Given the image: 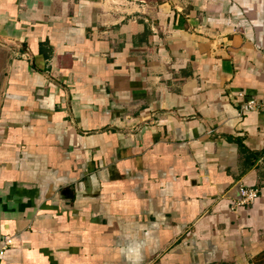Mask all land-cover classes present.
<instances>
[{
  "label": "crops",
  "instance_id": "1",
  "mask_svg": "<svg viewBox=\"0 0 264 264\" xmlns=\"http://www.w3.org/2000/svg\"><path fill=\"white\" fill-rule=\"evenodd\" d=\"M0 43V264L264 258V0H0Z\"/></svg>",
  "mask_w": 264,
  "mask_h": 264
},
{
  "label": "built area",
  "instance_id": "2",
  "mask_svg": "<svg viewBox=\"0 0 264 264\" xmlns=\"http://www.w3.org/2000/svg\"><path fill=\"white\" fill-rule=\"evenodd\" d=\"M261 102L255 100H248L242 104V109H251L254 106L261 105ZM258 195V189L254 187H248L241 185L239 186V197L238 199L232 204L231 209L233 211L237 210L238 207L250 204ZM11 243L10 239H4L3 244L0 246V253L3 252L5 247Z\"/></svg>",
  "mask_w": 264,
  "mask_h": 264
},
{
  "label": "clouds",
  "instance_id": "3",
  "mask_svg": "<svg viewBox=\"0 0 264 264\" xmlns=\"http://www.w3.org/2000/svg\"><path fill=\"white\" fill-rule=\"evenodd\" d=\"M143 242H133L125 246L124 254L132 260V264H139L142 255Z\"/></svg>",
  "mask_w": 264,
  "mask_h": 264
},
{
  "label": "rangeland",
  "instance_id": "4",
  "mask_svg": "<svg viewBox=\"0 0 264 264\" xmlns=\"http://www.w3.org/2000/svg\"><path fill=\"white\" fill-rule=\"evenodd\" d=\"M7 57H8V53L6 51V48L4 47V45H1V43H0V78L1 79L3 78V75L5 73L4 69H5L6 58ZM254 264H264V258L258 260Z\"/></svg>",
  "mask_w": 264,
  "mask_h": 264
}]
</instances>
